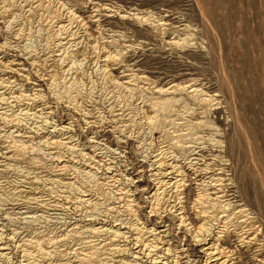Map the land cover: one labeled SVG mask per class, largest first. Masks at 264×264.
Wrapping results in <instances>:
<instances>
[{
  "label": "rangeland",
  "instance_id": "1",
  "mask_svg": "<svg viewBox=\"0 0 264 264\" xmlns=\"http://www.w3.org/2000/svg\"><path fill=\"white\" fill-rule=\"evenodd\" d=\"M128 70L146 81L120 86ZM172 84L189 89L155 93ZM156 158L195 196L231 188L264 246V0H0V264H132L152 225L205 264L223 221L206 219L200 244L179 229L188 187L153 198ZM101 225L129 228L115 240ZM253 247L238 264H264Z\"/></svg>",
  "mask_w": 264,
  "mask_h": 264
},
{
  "label": "bare ground",
  "instance_id": "2",
  "mask_svg": "<svg viewBox=\"0 0 264 264\" xmlns=\"http://www.w3.org/2000/svg\"><path fill=\"white\" fill-rule=\"evenodd\" d=\"M48 1L53 2L55 0H48ZM104 61L106 64H109V63H111V61H114V58L110 57V55H107L105 57ZM10 65H13L11 67V70H10L11 72H14V73H22L23 72L21 68L14 67L16 65L21 66V64L11 63ZM129 72H132V71L131 70L125 71L124 74L119 75L117 77V80L119 81L118 84L120 86H124V85L130 86L131 85V77H133L134 75L137 76L138 79L141 80L142 82L146 81L144 77H140L139 75L131 74ZM188 89L189 88H187V87L181 88V86L179 84H172L167 88H161V87L156 88L155 93L160 94V95H167L169 93H174L177 91H180V92L181 91H188ZM191 93L195 94L194 97L196 98V96L198 94V89H195V90L193 89ZM214 101H216V99H214L212 96H209V95H204L203 99L201 100V102L206 103V104L213 103ZM175 103H176L175 98H169V99L163 100L162 102H156L154 105H155V107L159 108L160 110L166 111V110H169ZM59 142H61V141H59ZM59 142L56 141L55 144L59 143ZM52 144H54V143H52ZM65 144H67V143H65ZM218 159H220V161H221L222 158H220L218 156H212L210 160L216 162V161H218ZM153 163L158 166V167L156 166L158 170L154 176H157V177L161 176V177L156 179L159 181L157 184L158 185L157 188L151 190V192H150V194L153 198H156V199L159 198L160 189H162L161 186L170 185L171 187H174L175 189H177V188L179 189V187H182V186L188 187V193L187 194H188L189 201L192 203V207L190 209L189 208L187 209L188 210V212L186 213L187 216L181 217L182 213L184 214V212L181 213V211H180L181 209H179V208L174 210L176 212H173L174 216L176 217V219L178 221V228L179 229L186 227V226H189L190 232L193 235L192 238L198 244H200L201 242L206 241L204 239H201L203 233L204 232L205 233L206 232L211 233L210 231L212 229V226L210 225L211 226V228H210L208 226V223L205 220L206 219L213 220V218L215 216L212 214L217 212V217L219 216V218L223 221L222 222L223 226L219 227V231L217 232L218 237L215 239V242L206 248L207 258H206L205 264H238V263H241V261L246 256L245 250L250 248L251 246H254V247L257 246V248H256L257 249L256 250L257 255L255 253V255H256L255 257H257V258H255L254 256H252V257L257 259L259 262L264 263V246H262L261 244L258 243L259 242V240L257 238L258 232L254 228V226H255V220L254 219L255 218H250V215L248 213H246L247 210L241 209L240 205L235 204L237 202L232 203V200H235V196L233 193H231L232 192L230 190L231 188H227V187L220 188L219 187L220 189H218L216 192H213L212 194H207V195L198 194V195H196L197 196L196 197L194 191L190 187L192 185H190V184L187 185V183H186V182H189V180H187V179L189 178L190 173L183 171L184 167L182 165H181V167H179L178 165L168 163L167 161H161L159 159L157 160V158L155 159V161ZM181 164H182V162H181ZM190 172H191V170H190ZM169 175L175 176L173 179V182L172 181H166L165 182L164 178L169 176ZM193 175H195V174H193ZM218 181H219V179L215 180V183H217ZM207 183H210V182H207ZM215 183H214V187L217 186V185H215ZM212 195L214 196V198L212 197ZM195 197H196V199H194ZM205 203L210 204V208H212V210L210 212L201 210L202 207H199V205H203ZM196 207L199 211L196 210ZM177 211H179V212H177ZM151 212L154 213L155 211L152 209ZM232 216L234 218L231 219ZM251 219H253L252 221H254V222H249V220H251ZM187 222H189V223L187 224ZM127 227H125V226L123 227L120 225V226H114V227L106 228L105 226L101 225L98 227H93L90 230H91V233L94 235H98V234L107 232L113 236V239L117 240V238L121 239L127 235V233L125 231ZM131 228H132V226H131ZM169 230L170 229L166 228V226L152 225V228L146 229L147 234H149L150 237H148L145 240H142L140 238L135 239L136 243H137L136 245H138V244L144 245V251L142 249L141 250H142V256L144 258H146L144 261L145 264H191L192 263L189 256L186 254V251L184 250V248H181V244L177 243L178 244L177 245V244H171L170 243V241L168 240V238H171L169 236V234H170ZM141 232H143V231L141 230ZM210 235H212V234H210ZM135 240H134V242H135ZM136 245H135V247H137ZM138 247H140V246H138ZM254 247H253V249H255ZM132 249H134V248H132ZM6 250H8V249H6V247L1 244L0 245V253H1L0 255L1 256L4 255ZM115 252H116V254H119V256H120L121 254H123V255L126 254L127 251L120 249V248H117L115 250ZM136 252H138V251H136ZM139 253L133 254L132 261H131L132 264H141L139 262L141 260L143 261V257L142 258L139 257L141 255V253H140V255H139ZM94 254H93V256H94ZM252 255H253V253H252ZM91 257H92L91 254L90 255L85 254L80 260L78 258L79 263L77 262L74 264H90L91 259H92ZM259 257H261L260 260L258 259ZM250 259H249V261H250ZM252 260H253V258H252ZM122 261H123V259H122ZM122 264H126V262H124Z\"/></svg>",
  "mask_w": 264,
  "mask_h": 264
}]
</instances>
